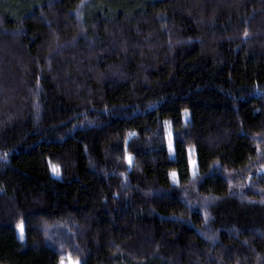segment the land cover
I'll return each instance as SVG.
<instances>
[{
    "label": "trees",
    "instance_id": "1",
    "mask_svg": "<svg viewBox=\"0 0 264 264\" xmlns=\"http://www.w3.org/2000/svg\"><path fill=\"white\" fill-rule=\"evenodd\" d=\"M93 1L0 0V264H264V0Z\"/></svg>",
    "mask_w": 264,
    "mask_h": 264
},
{
    "label": "rangeland",
    "instance_id": "2",
    "mask_svg": "<svg viewBox=\"0 0 264 264\" xmlns=\"http://www.w3.org/2000/svg\"><path fill=\"white\" fill-rule=\"evenodd\" d=\"M105 1L114 2V1H121V0H105ZM100 4H101V1L99 3L98 0H94L91 4L86 6V8H83V10L80 13V16H83L86 13H88V11H86V10L89 9V8H91L93 10H96V8L100 7ZM262 71H264V68L261 65H257L255 67L254 74H258V73H260ZM184 117L185 118L187 117V112L184 113ZM246 118H247L248 124L251 126L253 123L256 122V120L258 118V112L255 111V112L247 115ZM168 136H169V138L167 139V146H168L169 152L172 153V143H171V139H170V134L169 133H168ZM242 147H246V146L244 144H242ZM249 151L251 152L250 149H249ZM189 155H192V151H190ZM49 166L51 168L52 175L58 177L59 176V172H58L57 168L55 167V165L49 163ZM54 168L56 169V171H54ZM189 168H190L191 175H193L195 173V168H196L195 160L190 159ZM171 178H172V180L174 182L177 181V178H176L175 174H172ZM16 236H17L18 240H20V241L24 240V233H23V225L22 224H20L18 226L17 231H16ZM66 264H80V263H79V261L68 259Z\"/></svg>",
    "mask_w": 264,
    "mask_h": 264
},
{
    "label": "snow or ice",
    "instance_id": "3",
    "mask_svg": "<svg viewBox=\"0 0 264 264\" xmlns=\"http://www.w3.org/2000/svg\"><path fill=\"white\" fill-rule=\"evenodd\" d=\"M54 171H56V169L54 168Z\"/></svg>",
    "mask_w": 264,
    "mask_h": 264
}]
</instances>
